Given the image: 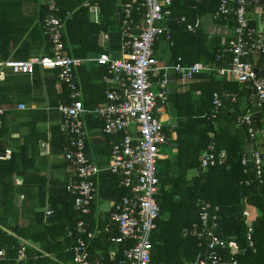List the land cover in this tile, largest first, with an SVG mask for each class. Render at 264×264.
<instances>
[{
  "label": "trees",
  "instance_id": "1",
  "mask_svg": "<svg viewBox=\"0 0 264 264\" xmlns=\"http://www.w3.org/2000/svg\"><path fill=\"white\" fill-rule=\"evenodd\" d=\"M83 1L86 0H58L59 14L65 17ZM126 1L129 0L100 1L102 12L98 21L89 18L87 7L77 9L66 20V50L76 57L99 56L106 51L99 40L100 34L106 31L111 36L108 51L119 56L122 48L117 15ZM219 5L220 0H173L172 36L169 41L158 42L155 48L159 62L182 57L188 65L203 62L227 66L233 59L229 51L231 37L222 41L220 36L210 35L201 20L208 16L213 19ZM252 7L249 6V11ZM44 10L46 17V6ZM183 15L197 25L195 31L187 29L181 21ZM213 20L232 29L235 25L233 15ZM252 24L256 26L253 19ZM41 29L48 40L42 23ZM170 40L174 41L173 46ZM21 49L16 57L29 59V47L23 45ZM42 54H51L50 42L49 49L47 47ZM8 56L6 53L0 57L6 59ZM251 60L264 74V55L252 56ZM108 69L103 64L80 68L84 105L89 110L106 100L99 78L111 76ZM172 78L179 80L180 75L174 73L170 83ZM195 79L186 91L174 87L168 97V109L175 122H165L169 138L166 146L175 145L177 151L174 157L158 162L160 216L151 237L152 264H179L197 258L202 247L197 229L193 230V227L201 222L199 203L203 200L220 208L217 231L220 237L229 241V248L222 256L237 259L240 264H264V181L258 178L251 159L243 164V157L249 155L252 144L256 149L264 146L258 142L259 138L264 140L261 132L264 123L260 122L263 114L253 115L260 127L257 140L252 141L249 126L240 122L247 112L239 101L240 83L208 71L196 74ZM58 83V70L40 67H36L33 75L8 71L5 78L0 79V107L9 108L0 115V250H6L3 264H73L75 237L70 232L81 218L86 219L91 228L98 224L102 230L100 237L91 243L93 259L107 264L113 247L118 250L116 260L123 257L122 248L129 247L116 246L109 241L110 236L118 234V229L107 218L109 211L102 213L98 208L99 203L110 208L109 202H118L129 194L130 191L121 186L118 175L106 171L97 179L98 202L90 214L81 217L75 209L76 196L67 190L75 168L65 157L64 148L69 137L61 129L59 112V106L71 103V97L65 83H62L61 91L57 90ZM197 90L199 94H196ZM215 92L221 95L223 105L213 118ZM45 94L49 104L41 107ZM234 95H237L236 100ZM19 103L27 104L28 108L18 110ZM85 118L89 132L86 153L92 160L99 157V165H108L113 145L119 138L103 132L105 123L99 117L87 114ZM47 123L51 125L49 130L42 129L41 125ZM24 128L26 132L23 133ZM15 132H22L17 139ZM211 144L216 162L204 169L202 157L204 152L210 151ZM8 147L13 149L10 159L4 157ZM45 147L50 148V155L42 154ZM50 168V172L46 171ZM57 170L61 175H57ZM192 170H197V174L190 176ZM18 178L22 179L21 183ZM247 206L260 211L252 223L254 247H250L247 240ZM47 208L53 210L49 216ZM22 248L26 250L27 259L19 261Z\"/></svg>",
  "mask_w": 264,
  "mask_h": 264
},
{
  "label": "built area",
  "instance_id": "2",
  "mask_svg": "<svg viewBox=\"0 0 264 264\" xmlns=\"http://www.w3.org/2000/svg\"><path fill=\"white\" fill-rule=\"evenodd\" d=\"M102 1V0H99ZM251 0H220V5L213 14V19H226L229 15L235 18L233 35L229 42V51L233 54L227 66L211 65L203 62L185 64L182 57L161 63L155 55L158 42L169 41L172 36L170 22L173 18V0H129L122 4L117 18L122 22L121 54L115 57L112 52L102 53L96 61L107 65L114 73L108 79L107 101L88 110L83 101V92L78 85L76 68L82 64L81 59L70 56L64 44L66 20L59 14L58 0H44L47 16L42 22L45 35L51 42V54L33 56L30 59H0V79H4L8 71L18 74L33 75L36 67L42 70H58V78L70 90L71 103L61 104L59 112L61 129L69 137L65 145V157L74 169L67 184V190L75 195V209L81 217L91 213L98 202L97 179L103 172L110 171L121 179V186L130 192L118 202H109L107 216L118 229L117 235L109 237L112 244H124L123 257L116 260L117 249L113 247L109 253L107 264H152V233L160 216L157 195L161 188L158 175V162L165 158L164 147L169 138L165 132V120L161 117L168 105L170 93V75H180L183 83L195 78L204 71L213 72L217 76L226 77L231 82L246 85L253 91L257 99L254 109H248L241 123L249 126L251 140H257L260 122L264 123V74L257 70L252 56L264 55V34L252 24L249 6ZM85 6L99 13L101 6L93 0H87ZM181 21L189 31H195V24L183 15ZM164 37L166 39H164ZM110 40L103 34V44ZM173 46L174 41L170 40ZM234 100L237 95L233 96ZM214 113L216 118L223 105L218 92L214 94ZM18 110H26L28 105L19 103ZM8 107H0V115ZM263 118L258 122L253 115L261 113ZM93 114L105 123L103 132L117 136L110 162L101 166L86 153L87 128L86 115ZM264 136V127L261 130ZM214 145L209 146L202 157V167L214 165L216 156ZM13 149L8 147L4 153L10 159ZM251 159L256 166L260 181H264V150L256 149L252 144L249 155L243 157V164ZM200 224L197 229L202 251L197 258L179 264H240L232 258H224L222 252L229 248V241L218 234L220 208L208 201H201ZM47 215L53 210L47 209ZM247 240L254 247L253 225H248ZM102 233L99 225L91 228L86 219H79L70 235L75 237L73 264H103L93 259L90 247L93 239ZM128 242V243H126ZM6 258V250H0V264ZM27 259L25 248L19 250L18 260ZM163 264V263H162Z\"/></svg>",
  "mask_w": 264,
  "mask_h": 264
},
{
  "label": "crops",
  "instance_id": "3",
  "mask_svg": "<svg viewBox=\"0 0 264 264\" xmlns=\"http://www.w3.org/2000/svg\"><path fill=\"white\" fill-rule=\"evenodd\" d=\"M86 1H83L82 4L80 6H78L77 8H75L74 10H72V11L70 10L72 12V14L77 9H79L80 7H82V6L84 7ZM93 2L100 4L99 0H93ZM100 6H101V4H100ZM86 7L87 6H85V8ZM44 8H45L44 0H0V56H3L4 54L9 53L8 58L18 59L16 56L19 55V52H20L19 50H22L21 47L23 45H25L26 47L27 46L29 47V50H30L29 53L31 54L30 58L35 56V55L37 56L38 54L41 55L42 53H44V51L46 50L47 47L49 49L50 40L48 39L49 40V42H48V40L44 37V34L42 33V29H41V23L45 17ZM101 12H102V7H101ZM101 12L96 13V12L89 10L87 14L92 21H98L100 19ZM250 16L253 18L256 26L261 31H263V24H262L260 14L258 12L257 7H252V9H250ZM208 17H206V18L203 17L201 20L203 23H205L206 29L210 33V35L220 36L222 38V41L233 35V29L232 28H230L227 25L217 24V23H215V21L211 17H209V18ZM117 20L120 21V34H121V39H122V22L118 18H117ZM65 31H66V27L64 30V35H65ZM103 34H108L109 37L111 38L109 32L104 31L100 34V38H99L100 44L106 50V51H103L102 53L111 52V51H108V50H110L109 49L110 40L108 43H106V45L103 44ZM50 44H51V42H50ZM164 46H162L161 48H163ZM66 52L70 56L82 60V64L76 68V77H77L78 85L81 88V90L83 92V96H84V90L82 89V86L80 84V81L82 83L80 68L84 65L85 66H91L93 64L98 65L99 63L96 61V59L102 53L99 56L90 55L88 57H76V56L70 54L67 50H66ZM120 54H121V52H120ZM120 54H119V56H120ZM24 55H26V54H24ZM167 57H169V56H166V58ZM1 58H3V57H0V59ZM19 59H22V58H19ZM256 59H257V57L254 60H256ZM108 70H109V73L111 74V76L106 75L104 77L102 76L101 78H99L100 83L104 86V89H105V94H106V100L105 101H107V90L110 88V84L108 83L107 80L114 77V73L110 69H108ZM173 74L174 73H172L170 75V78H171V76L173 77ZM194 81H196L195 78L189 82L183 83L180 79L174 80V78H172V82L170 83V81H169L170 93L172 92V89L174 87L175 88L178 87V89L182 92L186 91L190 87V85H192V83H194ZM239 86H240V91L242 93V94H239L240 100L238 99L239 101H241V103H240L241 108L246 109V110L253 108L257 104V99L255 98V96H253V91L251 89H248L247 87H245V85L240 84ZM62 87L63 86H62L61 82L58 83L56 86L58 91H61ZM170 93H169V95H170ZM199 93H200L199 90H197L196 94H199ZM44 96L46 97V99L41 102L42 103V104H40L41 107L47 106L49 104L48 95L45 94ZM83 101H84V99H83ZM105 101H103V102H105ZM103 102H101V103H103ZM35 105L33 104V106H35ZM161 117L165 120V122H175V117L169 111L168 105H167L166 109L164 110V112L161 114ZM50 126H51L50 123H47L45 125L42 124L41 128L49 130ZM24 132H26V128L23 129V133ZM20 133H22V132H15L14 133L15 139H17V137L20 135ZM173 138H176V136L173 135ZM258 142H260V145L262 143L264 145L263 137L259 138ZM261 148L264 150V146H262ZM176 151L177 150H176L175 145H172L170 148H168L165 145V147H164L165 158L164 159H167L168 157H174L176 154ZM42 154L50 155V148L45 147L44 152ZM98 158L99 157H97V159ZM97 159L95 158L94 160L98 163ZM52 160H53V158H52V156H50V161H52ZM51 170L52 169L50 168L49 170H46V171L50 172ZM55 172L57 173V175H61V172L59 170H57ZM196 174H197V170H192L190 172V176H193ZM62 175H63V173H62ZM17 181H18V183H21L22 179L18 178ZM101 206H102V203H99L98 208H100V211L102 213H106L109 208L105 207V206L104 207L103 206L101 207ZM249 207L248 206L246 207V215H247L248 225L252 224L253 221L260 215V211L257 208L252 207V206H249Z\"/></svg>",
  "mask_w": 264,
  "mask_h": 264
},
{
  "label": "water",
  "instance_id": "4",
  "mask_svg": "<svg viewBox=\"0 0 264 264\" xmlns=\"http://www.w3.org/2000/svg\"><path fill=\"white\" fill-rule=\"evenodd\" d=\"M250 5H252L253 7H257L258 12L260 14V18L263 24V34H264V0H251L250 1ZM257 70H260L259 67H257ZM264 72V69H263Z\"/></svg>",
  "mask_w": 264,
  "mask_h": 264
},
{
  "label": "rangeland",
  "instance_id": "5",
  "mask_svg": "<svg viewBox=\"0 0 264 264\" xmlns=\"http://www.w3.org/2000/svg\"><path fill=\"white\" fill-rule=\"evenodd\" d=\"M104 207V206H103ZM249 207V206H248ZM250 208V207H249Z\"/></svg>",
  "mask_w": 264,
  "mask_h": 264
}]
</instances>
